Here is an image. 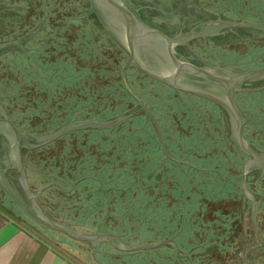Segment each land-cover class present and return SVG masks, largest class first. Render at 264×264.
Returning <instances> with one entry per match:
<instances>
[{
  "label": "rangeland",
  "instance_id": "1",
  "mask_svg": "<svg viewBox=\"0 0 264 264\" xmlns=\"http://www.w3.org/2000/svg\"><path fill=\"white\" fill-rule=\"evenodd\" d=\"M25 1L28 4H31V2L36 0H24L23 3ZM195 1L199 3L202 8H208L209 11H213L214 14H217V12L224 13L227 19L239 22V24L240 21L244 20L249 24L264 26V0ZM0 3L3 6H15L14 3L9 5V0H0ZM27 10L29 13H32L33 11L31 7H29ZM81 14L83 15L80 16L81 18H87V10L85 14L84 12ZM90 26L93 28L92 24ZM71 27L72 25H70L68 28L72 31L73 29ZM94 28L99 31L98 27ZM19 29L20 28H18L16 33L6 35V29L1 27L0 38L5 42L7 41L6 39L9 40L15 35H20V38L25 32H19ZM230 31L237 32L232 28H230ZM96 32H94L92 29L90 31L89 29V39L88 36L86 38L83 36L80 38V41L83 40L84 43H80L75 48L71 47V44L74 42L72 39L74 31L67 32L64 41L62 43H58L59 47L61 44L64 45L58 50L56 53L57 55L52 56L51 59L54 62L57 60L58 69L53 68L55 64L52 63L51 69H53L50 73L52 74V78L50 80L52 81V90H49V97L46 95L45 91L38 92L36 90H32L30 94L26 93L24 74L21 70V63L30 61L33 56H36L38 53L37 48H39V45L41 46V42H38L36 37V29L24 35L25 37H23V39L26 40V43L24 44L25 51L11 49L9 51L0 53V106L2 107V111L10 119L16 121L17 127L20 128L23 133L33 135L37 139H44L48 135L57 132L60 128L68 125L71 122H101L94 119H88L87 117H83L80 120L76 118L73 120L71 119L70 121L67 120L62 122L61 115L63 116L64 110H66V106L64 105L65 101L70 96H73L69 95L68 93H64L66 91L68 92L69 90L72 92L74 90V96L77 98L78 103H80L79 107L81 108V103H87V106L89 105L87 112H93L92 114L94 116L100 114L101 110L105 109V107L100 106L99 103V98L101 97V93L104 92V87H109L107 92L108 95L106 96L112 99V111L114 110V106H119L121 102L123 104L124 101L123 99L121 100V96L122 98L127 96L125 95L122 83L120 82V69L127 60L128 55L126 51L119 46L123 51V54L122 58H118L117 53L120 51L119 49H116V42L114 40L111 42L108 38H104ZM242 38L243 39L239 40L236 36L231 35L229 43L220 45L214 43L213 45H210L208 51L204 50L203 48V50H195V58L199 64H203L205 61V65L209 68L225 67L244 71L264 69V30L250 32L247 31L245 36H242ZM75 41L79 40L76 39ZM0 43H3V41H0ZM200 50L201 52H199ZM69 58L73 59L74 61L69 63ZM59 59H62V63H58ZM67 65L68 70L64 67ZM25 68L27 69V73L30 74L31 69L28 67ZM64 71H71L72 77L69 78V72L66 73ZM57 78L58 80H56ZM127 79L133 91L149 107L152 113L155 114L153 115L159 125L161 132H163L162 129L164 130V133L166 132V139H168V141L175 139L177 142L179 141L178 143L180 144L189 145L188 147L192 150L191 155H189V153H187L186 149L184 148H176L178 151L183 152L182 154L180 153L181 155L176 156V159L180 161H178L179 164L190 162V165L194 163L196 166L199 164L197 163L199 162L198 159L201 161L207 160L209 162L223 160V164L226 165L224 168H212L224 175L223 178L219 177L221 179L217 180L226 181L228 179L229 182H235L237 187H241V192L235 188V193L237 195L234 196V198L231 197V199L228 201L230 203H243L247 206L250 204L251 206L253 205V202L249 198L250 195H247L248 192L246 193L242 190V174L244 166L246 165L248 172L246 175V187L249 190V193L253 195V192H255L256 194L260 195L256 197L258 200L262 198L264 199V191H253L251 188L253 187V184L259 182L261 184L260 186L264 189V181H262L264 180V173L260 176V162L255 161L247 166L246 157L241 156L238 152H236L237 154L230 153L232 149L234 151L235 149L230 142V125H227L229 120L224 110L217 107L215 104H211L209 101L196 98L190 99L189 96L179 95L173 90L166 88L167 86L164 87L162 84H158L156 81L144 77L142 73L138 72L136 69H130L127 72ZM114 83H116V87L118 88L110 89V86L113 87ZM244 87L247 89H254V91L249 90L246 92H241L235 96L238 106L247 117V123L244 127L243 135L256 152H264V124L262 123V121H264V117L262 119L258 117L260 115L264 116V95H261L264 94V81L252 85L248 83ZM13 88L18 93L17 98H14L13 96ZM59 94H63V96ZM102 96H104V94H102ZM115 96H117V99L114 103L113 99ZM36 97H41L43 100H49V112L40 110L41 104L33 102V99ZM23 98H25V101H23ZM127 103L128 104L124 109L116 111L114 114L115 117H109V119L104 121L105 123L113 121L120 118L119 116L122 114H126V116L123 117L122 120H119L117 124L121 125V123L127 122L129 119H131L129 121L130 125L124 123V127L123 125L118 126L117 129L110 131V133L114 134V137H111V141L109 142L115 144L116 146L126 144L129 138L133 137L135 134V131L131 129L132 125H135L138 122L137 119H134L136 117L135 115L137 114L135 103L132 100H128ZM72 107H75V105L73 104ZM82 107L84 108V106ZM33 110L47 115L46 119H39L37 115H29V112ZM215 114H218L219 120H217ZM253 115L257 117L255 119L261 120L260 126L252 124L254 129L252 125L249 124L251 122V118L254 119L252 117ZM145 122H149L147 121L146 117L143 119V124H145ZM51 127L52 129H50ZM219 129L221 130V133ZM222 130L225 131L223 136L221 135ZM171 136H173V138ZM79 137L80 138L74 139L76 143L74 150L70 149L68 152L65 150V155L75 153L74 157L66 159L67 162H70L69 169L73 170L75 169L76 165H81V168L85 170L86 168L82 165L85 162H91L92 159L96 160L94 165L92 162L89 164L91 166L90 169L93 170L99 169L104 171L108 169L114 171V169L120 168L126 149L125 146H115L110 149V146L103 143V140H98L94 137L89 140V137L86 134H82ZM164 138L165 137L163 136V139ZM227 141L229 142L232 149L229 146L227 147ZM36 144H33V146ZM82 147H84V149H81ZM53 150V148L48 150L44 157L42 152L38 154H31L33 156L31 162L35 166V169L40 172H46L47 176L50 177L52 181L59 175L56 171V168L53 166V161L55 160V152ZM196 154H198L199 158L197 157L198 159H195V162H193L191 157L195 158ZM236 155L240 157L239 168L234 162ZM148 162L149 159L144 154H140L135 165L128 166V169L130 170L129 174L137 175L138 171H140V166L145 165ZM207 167V169L210 168L209 165H207ZM167 170L168 169H165L163 172ZM206 173L209 172H205V174ZM236 173L241 174L238 175L239 179H234V175H236ZM46 180H48V184L49 178ZM137 181L141 183L140 176L137 178ZM214 181H216V179L206 182L204 180H200L196 184L192 183L191 189L189 191L190 193L184 197L183 201L185 202L186 200L193 199L194 197H197L194 198L196 200L205 201L206 195H202L201 193L203 189L206 191L208 187L211 188V186L214 184ZM175 183H171L170 185L173 186ZM211 183L212 185H210ZM184 184V180L183 182L181 181V185ZM89 186L90 185L88 184H84L82 185V189L86 190ZM193 195L195 196L193 197ZM57 196V200H53L54 207L51 210V213L54 215H62L63 213L67 214L72 209L76 210L74 211V214H79V216L82 218L83 214L87 213L83 211L84 204L78 206L76 198L77 194L73 196L74 199H72V197H63L64 199H61V193H58ZM215 201L216 204L211 206H213L214 210H217L218 213H213L214 210L200 204L201 202H199V206L206 208V211L202 212L203 215L200 217H205V215L209 217L194 221L190 225L185 224L184 226H167V230H169L167 235L172 234L176 235L177 238L184 239V243L182 244L183 250H190L191 248L192 250H201L200 246L204 247L206 245L210 246L212 249L217 245H222V240L219 239L220 241L217 243V238L213 237V235L220 237L222 235L234 236L238 234L241 237H246L247 241L253 240L251 243H254L253 236L263 239L264 236H262L261 230L259 228L260 223L256 219L258 214H260L259 210L261 205L254 204V209L257 206L260 207L259 210H256L255 212L252 209L250 211L247 209L245 212L249 215H247L245 218L242 216L241 212L238 216L237 211L234 213L236 217H233V221H223L221 218H215L217 215L221 216V213L225 207L221 202H219V200ZM80 209L81 211L79 212ZM56 211L59 213H56ZM26 212L34 218V212L31 213L29 210ZM249 212H252V214ZM209 214L212 215L210 216ZM243 215H245V213H243ZM205 220L208 221V225L205 224ZM168 222L171 223L170 220ZM208 235H212L213 242L205 243L212 240V238ZM204 236L209 238L205 240ZM194 240H197L198 242L200 241V243H196ZM248 246L250 247V244H248ZM207 253L211 252H203V255L202 253H199L200 255L197 253L193 254V258H190V260L193 264H220L218 262L220 260L217 258L218 255L215 254L206 258L210 255ZM186 260L188 259L186 258ZM186 260L183 259L182 261L184 262ZM194 260L196 262H194Z\"/></svg>",
  "mask_w": 264,
  "mask_h": 264
},
{
  "label": "crops",
  "instance_id": "2",
  "mask_svg": "<svg viewBox=\"0 0 264 264\" xmlns=\"http://www.w3.org/2000/svg\"><path fill=\"white\" fill-rule=\"evenodd\" d=\"M171 137L173 138V136ZM171 140H165V147L170 153L169 156L175 158L174 160L179 164L180 161L176 159V156L183 152L176 148L186 149L189 155H191L192 150L188 147L189 145L180 144L175 139ZM115 146L112 144L111 148ZM120 146L126 147L120 166L122 168V165H126V169L112 171L107 177L117 181L118 179H125V183L119 181L118 185H114L111 182L108 187L90 185L86 190L81 187L76 194L78 206L84 204L83 211L87 212L83 214L84 219L79 214H74L76 210L73 209L67 213L68 215L49 214V183L45 185V181L48 180L41 184L38 180L39 175L28 170L29 161L26 158L25 167L27 168L26 174L30 189L36 194L41 191L36 199L48 215L57 221L72 225L79 232L108 234L117 238L118 242L121 238V242L129 247L174 240L180 249L179 256L173 250L172 244L123 255L115 252L107 244L101 245L99 250L93 249L90 243L75 242L60 234L44 230L24 211L30 207V203L20 188L18 175L14 170H10L5 174H0V264H193L190 260L193 258L192 255L196 253L203 255V252H211L207 253L210 255L206 258L215 254L218 255L220 264H264V248H261L264 237L262 240L253 236L254 243H251L253 240L247 241L246 237H241L238 234L220 237L213 235L217 238V243L220 241L219 239L222 240V245H217L212 249L206 245L200 246L201 250H192V248L183 250L184 239L177 238L176 235L172 234L167 235L169 232L167 226L190 225L194 221L207 218L209 217L207 215L200 217L206 208H202L198 203L201 202L200 204L212 210H214L213 206L216 203L211 204L206 200H196L194 198L197 197L194 196L197 194L193 195V199L184 202L183 199L186 196H183L185 194L184 189L175 185L179 172L177 175L175 174L176 171L175 173L163 172V170L161 172L153 170L152 172L146 168L148 166L146 163L140 166L137 175L129 174L128 166L135 165L140 154H144L148 159L152 157L148 148L150 144L146 140H128L126 144L116 147ZM155 151L152 152L154 153L153 157H161V153ZM198 154L195 158H191L198 159ZM6 161V159H2L1 163L6 164ZM155 162L153 163L156 166L158 163ZM203 162L204 160L201 161L200 165H197L207 167L203 165ZM3 164L1 168H3ZM195 174L199 176L197 172ZM41 175L45 179L49 178L46 172L41 173ZM238 175H234V179L238 178ZM139 176L141 183L137 181ZM222 176L224 177V175ZM93 177L96 178V174H93ZM5 182L9 184L7 189L4 186ZM171 183L175 184L171 186ZM70 191L71 189L68 192ZM235 192V189H223L216 190L214 195H221L219 196V202H221L220 200H225V198H234L237 195ZM253 196L255 197L254 194ZM221 203L225 208L221 216L217 215L215 219L221 218L223 221H233V217H236L234 213L237 211L238 216L241 212L245 218L249 215L245 212L247 209L249 211L252 209L255 212L260 208L257 206L254 209V204L247 206L243 203H230L229 201H222ZM258 205H261V199ZM215 212L217 210H214L213 213ZM169 220L171 223L168 222ZM205 224L208 225V221L205 220ZM208 236L212 238V235ZM209 237L204 236V239L207 240ZM194 242L197 243L198 241L194 240ZM210 242H213V238L205 243ZM183 259L186 261L183 262ZM194 262L196 261L194 260Z\"/></svg>",
  "mask_w": 264,
  "mask_h": 264
},
{
  "label": "water",
  "instance_id": "3",
  "mask_svg": "<svg viewBox=\"0 0 264 264\" xmlns=\"http://www.w3.org/2000/svg\"><path fill=\"white\" fill-rule=\"evenodd\" d=\"M88 2L90 5L88 12L95 15L108 35L126 51L128 58L120 69L122 85L128 96L134 101L135 107L142 111L147 121H150L153 125L161 147L166 154L163 135L152 111L129 85L127 72L130 69H136L150 79L174 91L195 95L224 110L230 122V142L235 151L247 158V166L255 161L260 162V176L264 173V152H256L244 137L243 129L247 123V117L235 100V96L238 93L249 90L254 91V89L245 88L246 84L252 85L264 81V69L244 71L225 67L209 68L207 66H196L188 61L179 62L175 56L177 42L144 24L136 11L131 8L128 0H88ZM227 24L253 30H264L263 25L249 24L244 20L240 21V24L233 23V21L231 23L229 21ZM11 46H16L20 50L25 51L22 44L16 41L1 45L0 49ZM125 116L126 114H122L119 116L120 118L106 123L92 121L71 122L57 132L41 139L38 144L29 145L28 147L30 150L42 148L73 131L108 128L117 124ZM28 138L30 136L23 133L15 125V122L2 111L0 114V140L2 141L3 149L7 151V161L6 164L2 163L4 165L3 168H1L2 164H0V174H5L10 170L17 172L20 188L30 203V207H27L24 211L34 212V218L26 213L41 228L65 236L75 242L90 243L93 249L97 248L99 250L101 245L107 244L115 252L123 255L153 249L160 245L172 244L173 250L179 256L180 249L174 240L129 247L121 242V238H119L118 242L117 238L108 234L82 233L77 231L72 225L57 221L48 215L36 199V196L41 191L38 194L32 192L28 183L23 155V149H25L23 142L25 143ZM246 168L245 165L242 174V188L246 193H249L246 187V175L248 173ZM248 193L247 195L251 196L249 198L253 204H259V201L256 202L254 196ZM104 253L110 254L109 252Z\"/></svg>",
  "mask_w": 264,
  "mask_h": 264
},
{
  "label": "trees",
  "instance_id": "4",
  "mask_svg": "<svg viewBox=\"0 0 264 264\" xmlns=\"http://www.w3.org/2000/svg\"><path fill=\"white\" fill-rule=\"evenodd\" d=\"M24 0H9V5H12V3H14V7H9L7 6H3L0 5V31H1V27L5 28L7 31L6 35H9L11 33H16L18 28L19 32H25L20 38L25 37L24 35H26L27 33H30L31 31H34L35 29L37 30V34L36 37L38 39V42H41V46L39 45V48H37V55L33 56L31 58L30 61H25L24 63H21L22 65V72L24 74V85L26 87V93L30 94V92L32 90H36L38 92H46V95L49 97V90H52L51 87V78H52V74L51 70L53 68H57L58 64H57V60L52 61V56L57 55L56 53L58 52V50L64 45L61 44V46L59 47L58 43H62L65 39V35L67 34V32H72L73 33V43L71 44L72 48H75L76 46H78L80 43H84L83 40L80 41V38H82L83 36L86 38L88 36L89 39V29H90V25L92 24L93 28L94 27H98L99 31L97 29H93L92 30L96 33H98L100 36L104 37V38H108L109 41L113 42V39L110 38L107 34H105V32L103 31V29L101 28V26L98 24V22L96 21L95 18L93 17H89V18H84V17H80L83 16L81 13L86 12L87 9V2L86 0H36L34 2H31V4H28L26 1L23 3ZM29 7L32 8V13H29V11L27 9H29ZM70 25H72V31L68 28ZM67 26V27H65ZM65 27V28H64ZM28 31V32H27ZM63 33V34H62ZM4 36V35H3ZM20 36V35H19ZM19 36H13L15 39H20ZM245 36V35H243ZM42 37V38H41ZM97 37V36H96ZM76 39H78L79 41H75ZM0 41H4L0 38ZM115 45V44H114ZM117 45V44H116ZM69 46V45H68ZM14 49V48H13ZM116 49H119L120 52H118L117 56L118 58H122V54L123 51L121 50V48L117 45ZM15 50H17L15 48ZM14 52V51H13ZM70 59V58H69ZM68 59V60H69ZM67 60V62H68ZM71 61H74L73 59H70L69 63ZM32 62V63H31ZM52 63H54L55 65L52 67ZM58 63H62V59L58 60ZM35 64V65H34ZM34 68H33V67ZM60 66V65H59ZM25 67H28L31 69L30 74L27 73V69ZM65 69L68 70V65L64 66ZM58 69V68H57ZM66 73L69 74V78L72 77V72L71 71H64ZM26 78V79H25ZM58 80V78L56 79ZM120 82L122 83V81L120 80ZM70 87V86H69ZM123 87V85H122ZM116 89L118 87H116V83L113 84V87L110 86V89ZM84 89V88H83ZM109 87H104V92L101 93V97L99 98V103L100 106L105 107V109L101 110L100 114L94 116L91 112H87V110L89 109V105L87 106V103H81L82 106H84V108L81 106V108L79 107L80 103H78L77 98H75V94L72 91H66L64 92L65 94L68 93L69 95H73L70 96L66 101H65V108L66 110H64V114L63 116L61 115V121H67V120H73V119H82L83 117H87L88 119H94V120H98L101 122H104L105 120L109 119V117H115L114 114L116 113V111H120L121 109H124L126 107V105L128 104V100H132L128 94L126 93L124 87V93L127 97L122 98L121 96V100L123 99V104L121 102V104L119 106H114V110L112 111L111 109V104H112V99L108 98L106 95L108 92ZM79 94V93H78ZM102 94H104V96H102ZM113 94V93H112ZM61 96H63V94H59ZM264 95V94H261ZM13 96L14 98L18 97V93L14 90L13 88ZM79 96V95H78ZM118 96V95H117ZM117 96L114 97L113 102L115 103ZM120 99V98H119ZM89 100V99H88ZM23 101H25V98H23ZM49 100H43L41 97H36L33 99L34 103H40L41 104V109L40 110H45L47 112H49ZM90 101V100H89ZM133 101V100H132ZM134 102V101H133ZM75 105V107H72V105ZM137 114L135 115L136 117L134 119H137L138 122L135 125H132L131 129L135 131V134L133 135V137H130L129 140H146L149 142L150 146H148L149 150L151 151V153H149L152 157L149 159L148 162V166L146 167L148 170L150 169V171L153 172V170H156L155 172H161L162 170L168 169L167 172L170 173H178L176 177V186H180L181 188L184 189L185 194H183V196L187 195L188 193H190V189H191V185L198 183L200 180H204L206 181H210V180H215L214 184L212 185V183L210 185V187H208V189L206 191H204V195L205 196V200L210 202L211 204L216 203L215 200H219V196L221 195H214L216 193V190H227V189H235L237 188V190H240L241 192V187H237L235 182H229L228 179L226 181L224 180H217V179H221L219 177L223 178V174H220L218 171H212V168H224L226 165L223 164V160H215V161H204L203 165L207 166L209 165V167L211 168V170H208V167H204L201 170V166L200 165L201 161L198 160L199 163L198 165H194V163H192L190 165V162L187 163H181L178 164L177 161H175L172 156H169V152H167V154L164 152L163 148L160 145L159 142V138L156 135V131L153 127V125L151 124V122H145V124H143V119H144V113L140 110L136 109ZM29 115H37L39 117V119H43L45 120L47 115L43 114V113H38L37 111H31L29 112ZM217 120H219V116L218 114H215ZM254 119L251 118V122L249 124H254L256 126H260V122L264 116H258L260 119H255L257 118L256 116H252ZM115 119V118H114ZM131 119H129L130 121ZM28 121V120H27ZM123 122L120 124H115L113 125L114 127H108V128H103V129H85V130H79V131H73L70 132L68 134H65L63 136H61L60 138L56 139L55 141L47 144L46 146L39 148L37 150H27L24 151V156L27 158V160L29 161L28 163V170L31 172H35L39 175V181L42 182L45 181V177H42L41 173L38 170L35 169V166L33 165V163L31 162L33 159V156L31 154H38L40 152L43 153V157L44 155H46V152L48 150H50L51 148H53L54 152H55V160L54 162V167L56 168V171L58 172V176L55 177L53 179V181L51 180V178L49 177V214H51V210L54 207L53 202L55 200H57L56 198L58 197V193H61L62 198L63 197H69L72 199L73 196L76 195L77 191L82 187V185L84 184H88V185H96L99 186L101 185L102 187H108L111 185V182L114 183V185H118L119 181H122L125 183V179H118V181L116 179H110L108 178V174L111 173L113 170H104L101 171L99 169L97 170H93L90 169V165L91 162L93 163V165L95 164L96 160L92 159L91 162H85L82 166H84L86 169L83 170L81 168V165H76L75 169H69L70 166V162H67L66 159H69L71 157L75 156V153H72L70 155H65V150L66 152H68L70 149L75 148V141L74 139L80 138L79 136H81L82 134H86L89 137V140H91V138H96L98 140H103V143L107 144L110 146L111 149V145L113 143H110L109 141L111 137H114V134L110 133V131L117 129L118 126H122L124 123H127L130 125V122ZM129 122V123H128ZM262 123L264 124V121H262ZM218 124V123H217ZM124 127V125H123ZM253 127V125H252ZM52 129V127L50 128ZM221 129V128H220ZM219 129V130H220ZM254 129V127H253ZM162 135L165 137L166 140V132L164 133V130L162 129ZM244 131V129H243ZM169 133V132H167ZM221 133V130H220ZM225 134V131L222 130V136ZM125 135V134H124ZM120 139V138H118ZM227 147H230L229 142L227 141ZM155 146V147H153ZM252 146V145H251ZM167 148V147H165ZM231 148V147H230ZM81 149H84V147H82ZM156 149V151H155ZM169 149V148H168ZM232 149V148H231ZM153 150L156 153H161V157H153ZM168 151V150H166ZM231 154H235L236 151H234L233 149L230 151ZM237 154V153H236ZM239 155V154H238ZM236 155V157L234 158V162L236 164V166L239 168L240 165V160H239V156ZM241 155V154H240ZM243 156V155H241ZM244 157V156H243ZM25 158V159H26ZM193 159V162H195V159ZM156 162H155V161ZM34 161V160H33ZM158 163L156 166L154 165V163ZM233 162V163H234ZM211 164H215V165H211ZM198 166V167H197ZM214 166V167H213ZM158 167V168H157ZM200 168V169H198ZM122 169H126V165H122V168H118V169H114V171H120ZM210 173H206L205 172H209ZM198 173L199 176H197L195 173ZM93 174H96V178L93 177ZM239 173H236V175H238ZM235 175V176H236ZM241 175V174H239ZM41 176V178H40ZM203 178V179H200ZM239 179V177H238ZM185 182L184 185H181V181ZM259 180V179H258ZM264 181V180H262ZM95 183V184H94ZM45 184H47V182L45 181ZM190 185V186H189ZM208 185V183H207ZM261 184L258 182L256 184H253V187H251L253 189V191H264V189L260 186ZM201 186V185H200ZM204 188V186H203ZM71 189L70 192H68ZM243 190V188H242ZM249 191V190H248ZM212 192V193H211ZM253 194L255 195V199L258 200V198H256L257 196H260L259 194H256L255 192H253ZM77 201H78V196H76ZM230 198H225V200H220L221 202H227ZM54 200V201H53ZM191 200V199H190ZM213 201V202H212ZM74 210V209H73ZM258 216L256 217V219L259 221L260 225L259 228L261 230V234L262 236H264V199H261V208L259 210ZM65 214V213H63ZM258 227V225H257ZM263 240V239H262ZM261 248H264V242H262V246ZM260 248V249H261Z\"/></svg>",
  "mask_w": 264,
  "mask_h": 264
},
{
  "label": "flooded vegetation",
  "instance_id": "5",
  "mask_svg": "<svg viewBox=\"0 0 264 264\" xmlns=\"http://www.w3.org/2000/svg\"><path fill=\"white\" fill-rule=\"evenodd\" d=\"M86 2H87L86 10L88 14L87 18L89 17L95 18L98 24L101 26L95 15L88 12V10L90 9V5L88 0H86ZM128 3L131 6V8L136 11L140 20L144 24L160 31L169 39H172L177 42V46L175 47V56L177 61L179 62L188 61L192 65H196V66H206V65L204 63L205 61L203 62V64H199V62H197L195 58L196 56L195 50L198 51L199 49L201 50L204 49L208 51L210 45H213L214 43H217L219 45L224 43H229L231 35H234L239 40H241L243 39L242 36L245 35L247 31L248 32L256 31L238 25L236 26L228 25L227 23L229 21L231 23L232 20L227 19L224 13L217 12V14H214L213 11H209L208 8H202L201 5L197 3L195 0H128ZM0 5L2 4L0 3ZM234 22L236 24H239V22L233 21V23ZM101 28L103 29L105 34H108L102 26ZM230 28L236 30L237 32L230 31ZM91 29L92 27L90 26V31ZM6 40H7L6 42L3 41V43H0V46L8 42L16 41L21 43L22 46L24 47V44L26 43V40L23 38L15 39L14 37H12L11 39L9 40L6 39ZM15 48L18 49L19 51H22L16 46H11L0 49V53H3L4 51H9L11 49L15 50ZM201 50L199 52H201ZM142 75L149 79V77L145 76L144 74ZM157 83L159 84V82ZM162 86L165 87V85L163 84ZM166 88L171 89L169 87ZM174 92L179 95L189 96L190 99L196 98L200 100H205L185 92H180V91L179 92L174 91ZM136 109L139 110L138 108ZM1 112H2V107L0 106V114ZM13 121L17 126L16 121L15 120ZM227 125H230V122L229 123L227 122ZM29 136L30 138H28L25 143L23 142V146L25 148L23 149V153L24 151L30 150L28 147L29 145L32 146L33 144L39 143L41 141V138L37 139L33 135H29ZM1 143L2 141L0 140V164H2L1 163L2 159L4 160L7 158V151L3 149ZM25 158L26 157L24 156V163H25ZM15 173L17 175L16 171ZM8 185H9L8 182L4 183L5 189H7L6 187ZM15 185L17 186L16 181H15Z\"/></svg>",
  "mask_w": 264,
  "mask_h": 264
}]
</instances>
